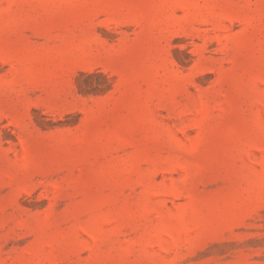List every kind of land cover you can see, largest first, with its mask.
Here are the masks:
<instances>
[{"label":"rangeland","instance_id":"1","mask_svg":"<svg viewBox=\"0 0 264 264\" xmlns=\"http://www.w3.org/2000/svg\"><path fill=\"white\" fill-rule=\"evenodd\" d=\"M0 264H264V0H0Z\"/></svg>","mask_w":264,"mask_h":264}]
</instances>
